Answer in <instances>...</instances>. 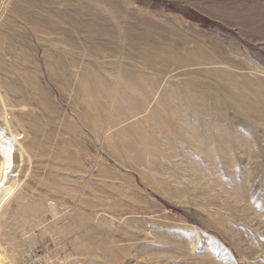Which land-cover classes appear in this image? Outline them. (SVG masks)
Instances as JSON below:
<instances>
[{
    "label": "rangeland",
    "instance_id": "1",
    "mask_svg": "<svg viewBox=\"0 0 264 264\" xmlns=\"http://www.w3.org/2000/svg\"><path fill=\"white\" fill-rule=\"evenodd\" d=\"M0 86L17 264H264V0H11Z\"/></svg>",
    "mask_w": 264,
    "mask_h": 264
},
{
    "label": "bare ground",
    "instance_id": "2",
    "mask_svg": "<svg viewBox=\"0 0 264 264\" xmlns=\"http://www.w3.org/2000/svg\"><path fill=\"white\" fill-rule=\"evenodd\" d=\"M10 2L11 0H0V13L3 8L7 7L10 4ZM81 27L83 33L87 35L88 25L84 23L81 24ZM53 29L54 31H60L61 33V28L58 29L57 27H54ZM78 39L79 40L77 41V43L81 49L79 50L78 48V51H76L72 46L70 48L64 46L65 44H63L62 42L63 40L60 41L59 39V41L63 44L62 53L58 54L57 57H55L59 62L57 63L62 67H71L72 69L76 68L78 64H80L79 62L81 60L78 61L74 57V55H78L79 58L83 60L89 57L91 58V56H89V54L87 53V40L85 38ZM59 41L58 39H52L48 42L51 44H58ZM159 62L163 63L166 61L164 58H162L159 59ZM87 77L88 74L83 75L84 79ZM92 108L99 111L100 105L95 104L94 106H92ZM7 109L8 108L6 105L5 97L1 91L0 86V212L16 194L18 188L22 183L21 175L24 173L26 174V171L29 170V166L31 163V157L29 155L30 148L29 145L25 142L26 137L21 132L12 128L11 118ZM35 144V142H32V145ZM2 222L3 221H0V232H5L4 229L6 224L3 225ZM6 234L9 239L8 247H6V244L8 242L5 244L1 240L2 236L0 237V264H17L15 258L16 254H18L19 252L22 253L25 244H22L20 239H16V235L11 233Z\"/></svg>",
    "mask_w": 264,
    "mask_h": 264
}]
</instances>
